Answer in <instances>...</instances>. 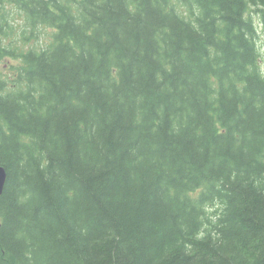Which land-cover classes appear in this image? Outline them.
Segmentation results:
<instances>
[{
	"label": "trees",
	"instance_id": "obj_1",
	"mask_svg": "<svg viewBox=\"0 0 264 264\" xmlns=\"http://www.w3.org/2000/svg\"><path fill=\"white\" fill-rule=\"evenodd\" d=\"M254 14L0 0V264H264Z\"/></svg>",
	"mask_w": 264,
	"mask_h": 264
},
{
	"label": "rangeland",
	"instance_id": "obj_2",
	"mask_svg": "<svg viewBox=\"0 0 264 264\" xmlns=\"http://www.w3.org/2000/svg\"><path fill=\"white\" fill-rule=\"evenodd\" d=\"M253 18L257 24V43L261 55V69L264 72V22L260 21L255 14ZM1 71H7L6 66H4Z\"/></svg>",
	"mask_w": 264,
	"mask_h": 264
},
{
	"label": "water",
	"instance_id": "obj_3",
	"mask_svg": "<svg viewBox=\"0 0 264 264\" xmlns=\"http://www.w3.org/2000/svg\"><path fill=\"white\" fill-rule=\"evenodd\" d=\"M6 181V171L2 165H0V194L3 191V187Z\"/></svg>",
	"mask_w": 264,
	"mask_h": 264
}]
</instances>
